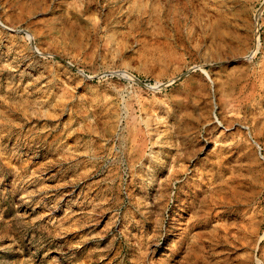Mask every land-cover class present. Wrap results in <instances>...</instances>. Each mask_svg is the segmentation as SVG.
<instances>
[{
    "label": "rangeland",
    "instance_id": "rangeland-1",
    "mask_svg": "<svg viewBox=\"0 0 264 264\" xmlns=\"http://www.w3.org/2000/svg\"><path fill=\"white\" fill-rule=\"evenodd\" d=\"M0 264H264V0H0Z\"/></svg>",
    "mask_w": 264,
    "mask_h": 264
}]
</instances>
